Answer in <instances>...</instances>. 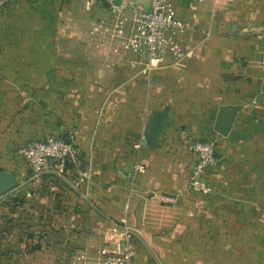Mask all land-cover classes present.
Here are the masks:
<instances>
[{
    "label": "crops",
    "instance_id": "0c3cea01",
    "mask_svg": "<svg viewBox=\"0 0 264 264\" xmlns=\"http://www.w3.org/2000/svg\"><path fill=\"white\" fill-rule=\"evenodd\" d=\"M172 1L189 23L179 39L181 56L147 70L144 57L91 51L87 33L114 13L108 4L93 11L73 0H0V168L12 171L14 154L35 139H68L77 149L73 167L60 176L76 179L65 185L78 203L73 216L83 220L81 229L69 231L70 264L77 251L115 240L124 225L142 230L134 238L135 264H175L173 256L164 259L175 253L165 248L172 253L180 231L152 222L164 220L161 212L173 221L192 214L199 188L189 149L195 140L214 141L220 162L255 156L250 164L264 175V0ZM221 106L238 107L226 134L216 129ZM164 109L159 144L150 145L149 120ZM138 162L145 173L136 172ZM166 195L177 203L165 202ZM46 238L36 246L37 264L63 249L43 243Z\"/></svg>",
    "mask_w": 264,
    "mask_h": 264
},
{
    "label": "rangeland",
    "instance_id": "374dc122",
    "mask_svg": "<svg viewBox=\"0 0 264 264\" xmlns=\"http://www.w3.org/2000/svg\"><path fill=\"white\" fill-rule=\"evenodd\" d=\"M76 2L93 11L101 5L73 0ZM123 18L130 24L127 14ZM117 19L114 12L102 20V28L89 29L92 52L119 49V39L109 32L102 33L105 29L115 33ZM84 49L79 46L77 51ZM4 158L0 157V166H5ZM221 158L220 165L205 174L206 183L196 189L190 217L173 221L171 215L161 212L164 220L152 222L153 227L162 226L163 231H180L176 236L179 244L172 253L164 247L168 254L175 253L168 258L163 256L164 259L173 256L175 264H264V187L260 186L264 175L259 167L250 164L255 156L239 153ZM9 166L16 174L18 186L0 196V264H37L36 246L44 235L47 238L43 243L62 245V251L54 255H60L57 264H70L69 231L81 229L83 220L73 216L78 203L73 204V191L65 180L73 185L76 179L53 173L35 175L17 153ZM173 223L179 225L174 227L176 230L171 229ZM136 230L138 235L142 233L141 228ZM8 247L12 254L6 251ZM54 256L51 253L47 257L48 264H55Z\"/></svg>",
    "mask_w": 264,
    "mask_h": 264
},
{
    "label": "built area",
    "instance_id": "2783aa9c",
    "mask_svg": "<svg viewBox=\"0 0 264 264\" xmlns=\"http://www.w3.org/2000/svg\"><path fill=\"white\" fill-rule=\"evenodd\" d=\"M92 3L108 4L115 12L116 32L109 29L102 31L104 35L111 33L119 39V49L145 58L147 70L160 66L168 56L179 60L181 51L179 39L189 29V23L182 19L172 0H152L150 8L129 0L116 4L115 0H87ZM130 12L132 31L125 26L123 14ZM260 66L264 68V30L261 33ZM134 64L138 60L133 61ZM195 159L192 184L203 186V176L216 168L220 162L214 141L195 140L189 145ZM19 154L24 157L35 175L53 171L62 176L66 172V162L78 159L77 149L65 139L54 136L46 139H35L19 148ZM137 173H145L146 165L138 162L135 165ZM80 181L76 182L78 186ZM165 202L176 204L177 196H164ZM115 240L105 242L95 249L77 251L71 259L72 264H135L136 248L134 238L137 230L124 225L119 230Z\"/></svg>",
    "mask_w": 264,
    "mask_h": 264
},
{
    "label": "water",
    "instance_id": "95a60500",
    "mask_svg": "<svg viewBox=\"0 0 264 264\" xmlns=\"http://www.w3.org/2000/svg\"><path fill=\"white\" fill-rule=\"evenodd\" d=\"M129 1L144 6L142 3L139 2V0H129ZM115 3L121 4L122 0H115ZM237 109H238L237 106H232V107L221 106L220 112L218 114V121L216 124V129L218 131L224 134H226L229 131L231 122L233 120V117ZM167 119H168V109L153 111L146 129V136L150 145L156 146L159 144L158 138L166 124ZM66 142L70 143V140L66 139ZM17 186H18V182L16 179V174L9 170L0 168V196H3L4 194H7L9 191L16 189Z\"/></svg>",
    "mask_w": 264,
    "mask_h": 264
},
{
    "label": "trees",
    "instance_id": "16d2710c",
    "mask_svg": "<svg viewBox=\"0 0 264 264\" xmlns=\"http://www.w3.org/2000/svg\"><path fill=\"white\" fill-rule=\"evenodd\" d=\"M218 155V154H217ZM219 157V156H218ZM72 168L73 167V165H72V162H70V161H67L66 162V168Z\"/></svg>",
    "mask_w": 264,
    "mask_h": 264
}]
</instances>
